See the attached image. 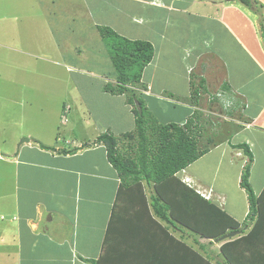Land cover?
Wrapping results in <instances>:
<instances>
[{
	"label": "crops",
	"instance_id": "obj_1",
	"mask_svg": "<svg viewBox=\"0 0 264 264\" xmlns=\"http://www.w3.org/2000/svg\"><path fill=\"white\" fill-rule=\"evenodd\" d=\"M252 1L250 8L238 0H99L102 23L93 25L96 32L97 26L108 27L152 45L153 59L142 72L141 86L134 88L148 111L161 124L184 125L191 119L202 126L201 136L211 127L205 145L200 146L202 137L197 141V149L207 152L174 178L240 225L248 215L240 187L247 157L237 145H246L252 155L254 194L264 190V0ZM64 66L67 84L74 73L96 81L99 92L84 98L87 93L68 91V98L79 102L67 106L68 114L76 112L84 126L80 132L63 129L74 134L71 139L60 132L54 136L51 129L50 137L43 131H12L4 122L0 264H154L158 250L172 257L176 242L203 245L178 221L154 218L172 238L166 239L149 220L151 198L157 197L154 183L121 187L104 146L94 143L104 133L119 137L134 131L126 96L103 90L115 83V74ZM205 105L217 112L211 113L220 125L205 119ZM169 183L176 190V183Z\"/></svg>",
	"mask_w": 264,
	"mask_h": 264
},
{
	"label": "trees",
	"instance_id": "obj_2",
	"mask_svg": "<svg viewBox=\"0 0 264 264\" xmlns=\"http://www.w3.org/2000/svg\"><path fill=\"white\" fill-rule=\"evenodd\" d=\"M238 1L254 7L252 0ZM97 31L108 49L115 73V83L104 84L103 90L125 95L134 115L133 132L119 137L104 133L94 140L95 144L104 146L108 161L119 174L121 187L142 181L154 183L157 197L151 198L153 215H149V220L161 230L163 228L154 218L170 223L172 220L178 221L200 238L219 239L230 232H241L240 236L227 239L220 247L221 264H264V190L256 196L249 183L253 158L248 147L237 145L247 157L240 175V187L247 196L248 215L247 221L240 225L174 178V174L197 160L207 149H197L202 126L197 127L191 119L184 125L158 123L146 108L141 95L134 90L141 86L142 72L153 59L152 45L144 40L122 37L108 27L98 26ZM262 39L264 41L263 30ZM193 92L191 103L194 105L197 103L196 89ZM63 114H68V111L64 109ZM65 115L62 119L66 122ZM167 181H174L176 190ZM120 196L119 193L117 200ZM115 212L116 209L112 218ZM246 226L250 229L244 232ZM162 232L166 239H172L166 229ZM176 245L172 257L169 253L161 256L163 251L158 250L160 259L155 260L154 264H211L210 259L193 246L179 242ZM199 248L203 250L204 246L199 245Z\"/></svg>",
	"mask_w": 264,
	"mask_h": 264
},
{
	"label": "rangeland",
	"instance_id": "obj_3",
	"mask_svg": "<svg viewBox=\"0 0 264 264\" xmlns=\"http://www.w3.org/2000/svg\"><path fill=\"white\" fill-rule=\"evenodd\" d=\"M30 1L32 4L26 0H0V133L6 128L4 122H8L12 131L21 129L37 135L41 131L47 134L51 129L54 136L60 132L63 139H71L74 134L62 130L73 128L80 132L84 126L76 112L63 114V109L68 111L67 106L70 109L79 103L68 98V91L87 93L84 97L87 98L96 96L99 89L96 81L79 78L74 73H70L71 84H67L69 75L64 65L107 77L115 74L108 49L93 28L102 23L96 10L100 2ZM74 83L78 89L73 91ZM204 108L208 111L205 119L220 125L219 118L211 113L217 112L206 105ZM64 115L66 122L62 119ZM210 128H204L200 146L205 145ZM214 240L201 239L204 251L196 245L193 248L209 258L211 264H221L220 247L227 239L217 243Z\"/></svg>",
	"mask_w": 264,
	"mask_h": 264
},
{
	"label": "water",
	"instance_id": "obj_4",
	"mask_svg": "<svg viewBox=\"0 0 264 264\" xmlns=\"http://www.w3.org/2000/svg\"><path fill=\"white\" fill-rule=\"evenodd\" d=\"M25 141L28 142V139H25ZM239 232H230L228 234H226L225 236L219 238V239H215L213 242L214 243H217V242H220V241H223L225 239H230V238H233V237H236L238 235Z\"/></svg>",
	"mask_w": 264,
	"mask_h": 264
},
{
	"label": "clouds",
	"instance_id": "obj_5",
	"mask_svg": "<svg viewBox=\"0 0 264 264\" xmlns=\"http://www.w3.org/2000/svg\"><path fill=\"white\" fill-rule=\"evenodd\" d=\"M239 233H241V232H239ZM239 233H238V234H239ZM237 236H238V235H237Z\"/></svg>",
	"mask_w": 264,
	"mask_h": 264
},
{
	"label": "built area",
	"instance_id": "obj_6",
	"mask_svg": "<svg viewBox=\"0 0 264 264\" xmlns=\"http://www.w3.org/2000/svg\"><path fill=\"white\" fill-rule=\"evenodd\" d=\"M66 110V109H65Z\"/></svg>",
	"mask_w": 264,
	"mask_h": 264
}]
</instances>
